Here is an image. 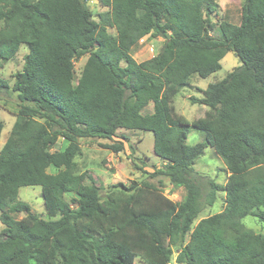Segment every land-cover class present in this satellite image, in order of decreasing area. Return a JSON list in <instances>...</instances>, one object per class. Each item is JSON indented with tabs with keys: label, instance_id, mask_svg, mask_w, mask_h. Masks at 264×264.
I'll use <instances>...</instances> for the list:
<instances>
[{
	"label": "trees",
	"instance_id": "trees-1",
	"mask_svg": "<svg viewBox=\"0 0 264 264\" xmlns=\"http://www.w3.org/2000/svg\"><path fill=\"white\" fill-rule=\"evenodd\" d=\"M86 1L0 0V62L29 48L14 84L0 79V92L20 103L0 150V264H173L174 250L176 264H264V234L242 222L264 224V0H245L239 24L224 16L218 37V0H100L106 11L97 20ZM146 36L164 42L137 63L131 50ZM229 52L241 65L194 100L207 111L191 125L172 106L178 88L218 72ZM151 103L153 113L143 114ZM3 129L0 122V138ZM122 129L153 133L164 164L157 173L184 188L182 202L146 183L104 196L92 175L78 174L80 140H112ZM191 129L205 142L189 146ZM209 147L230 173L226 206L193 227L223 190L194 168ZM28 186L41 187L48 220L19 201Z\"/></svg>",
	"mask_w": 264,
	"mask_h": 264
},
{
	"label": "rangeland",
	"instance_id": "rangeland-1",
	"mask_svg": "<svg viewBox=\"0 0 264 264\" xmlns=\"http://www.w3.org/2000/svg\"><path fill=\"white\" fill-rule=\"evenodd\" d=\"M245 0H218V9L212 18L215 24L213 36L218 37V26L224 16L234 24H239L241 20V9ZM86 5L98 19V14L105 12L100 0H87ZM110 35H117L115 29H108ZM163 38L146 36L140 40L131 50V55L137 63H142L152 59L162 47ZM29 53V48L22 45L14 59L3 63L0 62V79L9 82L10 86L14 84L16 76L21 73L24 66V59ZM88 59V56L82 57L75 62V83L77 82L82 69ZM222 68L203 79L198 74H193L188 84L178 88L174 96L172 106L177 115L185 117L191 125L197 126L204 120V115L207 111L205 106L194 104L195 99H201L204 91L209 85L224 80L229 73L236 67L241 65L239 58L232 52L221 61ZM20 103L17 98V93L10 91L0 92V122L4 125V129L0 138V150L9 137L12 127L17 119ZM153 104L151 103L143 110V114L153 113ZM206 134L196 129H191L187 138L189 146H195L199 143L205 142ZM122 142L124 150L114 152L108 149V146ZM82 146V155L76 159L78 164V174L88 172L94 177L98 185L102 189V194L105 196L114 186L124 184L130 186L133 183L143 185L149 184L156 190L162 192L164 196L174 202H182L186 192L184 188H178L171 183L167 178L160 175L159 172L164 164L154 154V135L152 132L132 131V130H118L116 136L112 140L107 139H82L80 140ZM68 142L63 138H59L57 149L64 150ZM195 171L203 176L210 177L223 190L217 193V199L212 207L205 208V210L195 220L193 227L198 224L200 220L206 217L219 214L224 211L226 206V192L224 187L230 176L229 171L224 161L216 154L213 148H207L205 154L196 162ZM52 173H55L56 170ZM70 200L69 196H66ZM19 201L28 204L33 214L38 217L48 220L44 200L42 196V189L40 186L23 187L19 191ZM134 208L138 213L142 212L143 205L141 200H136ZM17 220L25 218L24 214L15 216ZM244 226L258 234H264V224L256 217L248 216L242 220ZM4 226L0 221V234ZM172 259L173 264H176L175 259L177 250H174ZM137 264H140L137 260Z\"/></svg>",
	"mask_w": 264,
	"mask_h": 264
}]
</instances>
